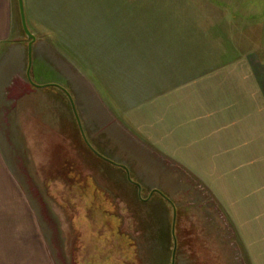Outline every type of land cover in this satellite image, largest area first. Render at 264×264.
Wrapping results in <instances>:
<instances>
[{
	"label": "rangeland",
	"instance_id": "1",
	"mask_svg": "<svg viewBox=\"0 0 264 264\" xmlns=\"http://www.w3.org/2000/svg\"><path fill=\"white\" fill-rule=\"evenodd\" d=\"M26 5L28 29L37 37L32 81L57 83L71 94L85 135L97 146L89 142L106 158L127 166L141 191L127 180L123 169L101 160L85 145L61 90L37 89L15 100L10 84L4 92L7 100L0 103L1 257L23 258L28 264H75L73 260L77 264H126L135 258L141 263L147 259L146 264H170L174 207V264H247L231 221L206 189L131 139L133 132L116 116L127 97L118 82L134 85L128 103L148 95L137 91L142 85L140 67L152 71L155 81L161 82L158 56L146 65L142 52L148 46L156 51L158 33L169 28L171 34L174 27L165 26L175 20L182 24L197 21L193 28L200 37L207 34L211 39L207 49L216 56L229 46L222 42V34L230 30L236 36L245 35L243 27L252 29L249 32L256 35L257 47L264 50V0H26ZM11 7L12 32L0 42V62L7 68H0L13 66L9 78L15 75L12 81H17L19 70L14 64L19 52L11 42L20 35L24 44L28 40L16 0ZM108 22H112L111 36H116L112 51L128 56L132 52V69L129 59V68H123L125 60L112 58L118 64L111 62L110 72L100 66L101 54L92 58V38L109 36L102 26ZM85 29L90 37L83 35ZM144 34L152 40L145 42ZM245 45L248 49L252 44Z\"/></svg>",
	"mask_w": 264,
	"mask_h": 264
},
{
	"label": "crops",
	"instance_id": "2",
	"mask_svg": "<svg viewBox=\"0 0 264 264\" xmlns=\"http://www.w3.org/2000/svg\"><path fill=\"white\" fill-rule=\"evenodd\" d=\"M23 2L27 20L26 0ZM48 5L47 9L53 12L52 5L46 3ZM11 6L12 0H0V42L12 32ZM51 15L52 18L55 16ZM196 25L197 21L193 22L192 19L183 24L175 20L173 24L165 26L174 27V30L170 29L171 34L169 28L165 27L164 34L167 32V37L163 30V35L158 33L156 51L148 46L142 54L146 58V65H149L150 58L158 56L157 73L162 72L159 75L161 82L155 81V76L150 74L152 71L140 67L141 71L138 72L142 75V85L137 86V91L148 92V95L128 103V99L133 96L134 85L132 82L128 84L127 80L124 84L119 81L118 84L124 88L125 97L128 98L121 105L122 112L116 116L133 132L131 139H135L134 143L145 145L142 146L145 151L157 152L172 162L177 170L183 171L205 188L214 204L231 221L246 263L264 264V50L261 46L257 47L256 43H259L256 35L249 32L252 29L246 30L243 27L245 35L238 31L236 36L230 30L228 34H222V42L230 47L226 50L223 48L222 55L216 56L215 52L207 49L211 39L207 38V34L198 36L199 30L193 28ZM102 26L106 33L109 32V36L92 38L95 45L90 52L92 58L98 59L97 55L101 54L104 61L99 64L104 69L108 67L110 72L111 62L118 64L111 61L112 58L125 60V66L119 65L123 68H129L126 61L129 59L132 69V52L128 56L127 52L118 51L115 55V51H112L113 40L116 38L111 36L112 22ZM257 30L261 32V27ZM89 33L85 29L83 35L90 37ZM143 39L147 42L151 36L144 34ZM24 42L22 35L16 42H11L18 48L19 57L14 67L19 70L17 76L20 78L17 81H12L15 75L9 78L13 66L3 70L0 68V103L2 99L7 100L4 92L10 84H13L11 91L15 93V100H20L22 95H33L37 90L26 79L27 44ZM245 43L252 45L245 49ZM33 46L31 71L37 57ZM211 59L215 60L214 64ZM132 72L130 70L131 77ZM21 74L25 82H22ZM150 76L153 78L151 81ZM94 79L103 81L96 76ZM110 101L119 106L116 99L110 98ZM87 138L90 141L91 136L87 135ZM104 138L108 145V138ZM1 243L0 250H4ZM130 249L133 253V247ZM65 261L69 263L68 259ZM136 261L140 262V259L135 258V261H127L126 264H137ZM146 261L142 260L140 264H146ZM25 263L27 260L23 258L7 259L0 254V264Z\"/></svg>",
	"mask_w": 264,
	"mask_h": 264
},
{
	"label": "water",
	"instance_id": "3",
	"mask_svg": "<svg viewBox=\"0 0 264 264\" xmlns=\"http://www.w3.org/2000/svg\"><path fill=\"white\" fill-rule=\"evenodd\" d=\"M16 1H17V7H18V12H19V18H20L21 27H22V30L24 32V35H25L26 39L28 40V42H27V67H26V73L25 74H26V79L28 80L29 84L32 87L37 88V89H44V88H47V87H55V88L61 90L64 93V95L67 97V99H68V101L70 103L72 112H73L74 117L76 119L80 134L82 136V139H83L85 145L89 148V150L91 152H93L101 160H103V161H105V162H107V163H109L111 165H114L116 167L122 168L126 172L127 180L131 184L135 185L137 187V189H138V193H140V191H141L140 184H138L135 181L131 180L130 174H129V170L126 168V166H124L122 164L115 163L112 160L106 158L105 156H103L100 152H98L91 145V143L89 142V140L86 137L85 132H84V130L82 128L81 121H80V118H79V116L77 114V111H76V108H75V104H74V100H73V97L71 96V94L65 88H63L62 86H60L57 83L38 84V83L32 81L30 73H31V67H32V45H33V43L35 41V36L28 29L23 0H16ZM151 195H152V193H151ZM161 196H163L165 198L164 195H161ZM174 223H175V208L173 207V221H172L173 250H172V261H171V264H173L174 253H175V249H176V241H175V238H174Z\"/></svg>",
	"mask_w": 264,
	"mask_h": 264
}]
</instances>
